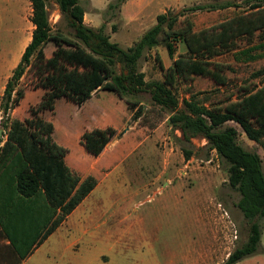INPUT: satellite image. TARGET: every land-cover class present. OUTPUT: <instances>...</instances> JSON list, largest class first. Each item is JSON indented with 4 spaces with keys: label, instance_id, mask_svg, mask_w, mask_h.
Masks as SVG:
<instances>
[{
    "label": "trees",
    "instance_id": "16d2710c",
    "mask_svg": "<svg viewBox=\"0 0 264 264\" xmlns=\"http://www.w3.org/2000/svg\"><path fill=\"white\" fill-rule=\"evenodd\" d=\"M55 1L74 35L53 28L48 0H32V39L0 100V128L6 135L0 147V225L20 259L48 239L98 186L93 175L82 178L66 164L69 150L54 140V124L42 114L54 113L60 98L81 106L102 90L113 91L125 100L132 112L131 122L141 120L143 126L155 129L149 116L156 111L161 117L167 114L169 124L185 139L202 137L207 141L210 149L228 164L229 185L240 194L237 206L250 224L247 242L232 252L225 264H237L255 254L262 236L257 220L264 219V155L241 146L239 129L229 123L239 126L264 151V80L256 88L244 87L241 98L218 105H208L201 99L205 92H190L189 98L181 100L178 88L196 76L209 77L218 86L228 85V66L215 58L235 53L244 40L251 46L244 55L250 53L253 56L249 58L254 60L264 56V0H242L241 4L225 1L199 5L180 14H159L156 24L127 49L111 41L105 23L99 28L85 23L86 10L81 0ZM125 1L116 0L109 9L120 8ZM230 8L242 11L200 31L194 30L193 21L185 15L187 11ZM181 17L183 25L179 26ZM257 40L260 43L254 46ZM179 42L186 50L176 57ZM50 43L55 49L47 58L45 49ZM162 45L173 63L166 68L157 53L155 59L163 80L148 82L139 70V62L147 52ZM257 50L263 53L255 54ZM118 64L121 72L117 71ZM30 70L36 81L34 90L43 89L45 94L37 106L29 109V117L20 120L13 112L26 95L28 85L23 79ZM253 77H264V68ZM142 92L151 94L150 108L140 106L135 99ZM121 134L113 127L94 128L81 135L80 144L89 155L97 157ZM184 152L189 158L191 153ZM28 211L42 219L44 225L36 241L26 243L10 234L8 221Z\"/></svg>",
    "mask_w": 264,
    "mask_h": 264
},
{
    "label": "rangeland",
    "instance_id": "374dc122",
    "mask_svg": "<svg viewBox=\"0 0 264 264\" xmlns=\"http://www.w3.org/2000/svg\"><path fill=\"white\" fill-rule=\"evenodd\" d=\"M91 1L81 0L86 10L85 23L96 28L105 23L111 41L124 49L153 27L159 14H180L199 5L225 1L242 3V0H126L120 8L110 10V4L116 0ZM48 10L53 28L73 36L74 29L55 0H48ZM241 11L236 8L198 10L187 11L185 15L193 21L194 30L200 31ZM32 15V0H0V100L7 80L31 42L34 30ZM132 17L138 20L129 23ZM183 20L184 17H181L179 26L183 25ZM259 43V40L255 41L254 46ZM239 47L235 53L215 58L228 66L225 71L228 85L218 86L209 77L196 76L192 82L180 85V99L189 98L190 92H205L200 98L205 99L208 105H218L241 98L246 86H259L264 77L255 78L253 74L264 68V56L259 55L254 60L249 58L253 56L250 53L244 55L243 52L251 47L245 40L240 42ZM176 48V57L186 50L181 42L176 44ZM54 49L53 43H50L46 47L47 54L52 55ZM157 53L166 68L173 63L164 45L147 52L139 62V70L145 73L148 82L163 80V72L155 59ZM254 53L261 54L263 50ZM117 71H122L120 64ZM23 82L28 85V92L16 108V113L13 112L20 120L29 117V109L37 106L45 94L43 89L34 90L36 81L32 70ZM135 99L140 106L151 107L149 92H142ZM128 111L130 109L125 100L113 91L102 90L81 106L60 98L56 101L54 113L46 111L42 116L54 124L53 138L69 149L70 162L73 159L84 160L85 154L94 159L82 149L79 141L82 132L103 127L109 121L123 131L128 128L129 122L125 118ZM104 112L113 113L114 122ZM149 119L156 124L158 131L124 164L133 167V170L129 169L133 174L127 173V179L121 180L122 186L114 184L111 191L107 186H101L86 203L100 202L106 205L108 216L124 213L130 220L137 221L130 228L128 238L119 243L112 239V242H105L102 238L105 231L111 228L83 227L82 219L74 215L38 249L29 264H106L107 261H110L109 264H225L229 255L247 242L250 224L237 206L240 194L229 185L228 164L210 149L204 138L187 140L180 131L174 130L167 114L161 117L155 111ZM137 122L143 126L141 120ZM229 125L239 129L241 146L264 155L261 146L250 141L239 126L235 123ZM153 129L146 130L151 134ZM185 150L191 153L189 158ZM144 183L148 186L144 187ZM131 188L136 192L132 194L129 191ZM111 206L112 210H109ZM120 209H123L121 214ZM257 221L262 231L261 246L240 264H264V219ZM123 229L126 232L128 228ZM112 233V236L117 235Z\"/></svg>",
    "mask_w": 264,
    "mask_h": 264
},
{
    "label": "crops",
    "instance_id": "0c3cea01",
    "mask_svg": "<svg viewBox=\"0 0 264 264\" xmlns=\"http://www.w3.org/2000/svg\"><path fill=\"white\" fill-rule=\"evenodd\" d=\"M136 20H138L137 17H132L131 20H129V23H135ZM90 27L96 28L95 26H90ZM46 56L47 58H50L52 55H49L46 52ZM99 92L100 91H97L94 95H97ZM14 112L16 113V109ZM15 113L13 114L14 117H15ZM104 115L107 116V118H109L112 122H114L113 120L115 119L113 113L108 114V112H104ZM131 117H132V112L128 111L125 117L126 122H129L128 128L124 129L123 131H121V129H118L110 121L103 127L102 126L94 127V128L113 127L119 133H122L121 137L114 138L99 156L97 157L93 156L94 159L89 158L87 154H85L84 160L73 159L72 161L69 162L68 159L70 153L69 151L65 159L66 164L82 178H86L89 175H93L98 180V186L83 201V203L79 205L73 211V213L56 229V231L59 230L62 226L66 225L71 220L72 216L75 215L76 217L82 219L83 227L95 226V227L111 228L105 231V236L102 238L105 242H109L112 239L114 240L115 243H119L121 241H124V239L128 238L130 228H133L136 225L137 221L130 220L129 218L124 216V213H122V210L124 208L120 209V214L122 213L120 216L118 214L108 216V212H106L107 211L106 205L101 204L100 202L89 203L87 205L86 203L88 199L91 197V195L103 185L107 186L110 191L113 188L114 184L116 186L121 184L120 185L121 187L123 184L121 180L127 179L125 178L127 176V173L131 172V174H133L132 171L129 170V169L133 170V167L129 168V166H125L124 164L129 162V160L134 156L135 152L139 150L143 146V144L152 137V135L157 133L158 131L157 127L153 129L154 131L151 134H149L146 130V129L149 130L147 126L141 127L139 126V122L136 123V121L134 122L129 121ZM26 118L28 117H25L24 119ZM0 121H1V111H0ZM83 133L84 132H82L79 135V141ZM3 138L5 140L6 135L5 137L3 136ZM0 142H1L0 147H2L4 142H2L1 140ZM113 145H120V146L111 149L110 146ZM82 149L85 148L82 146ZM137 171L138 170H136L135 173ZM147 186L148 183H144V187ZM133 190L134 189L132 188L129 189V191H131L132 194L136 192L135 190L134 191ZM112 191H114V189ZM109 210H112V206L109 208ZM23 214L24 215L18 214L15 218H13V220H11L10 222L8 221V231L16 240H23L26 243L36 241L38 232L42 231L44 221L42 219L37 218L35 213L33 214L30 211H28V213L23 212ZM107 217H109V219ZM125 227L128 228L126 232L123 229ZM112 228H115V230H113ZM55 232L52 233L48 237V239H46L41 245L35 246L31 254L28 255L25 259H20V256L16 253V251L11 245V240L7 238V236H5L2 226L0 225V264H29L36 256V252L38 251V249L45 242L50 240L51 237L55 234ZM112 232L117 233V235L112 236L113 234ZM85 233H87V231H85ZM90 238L92 239V236H90ZM109 262L110 261H107L106 264H109ZM237 264H240V262Z\"/></svg>",
    "mask_w": 264,
    "mask_h": 264
},
{
    "label": "water",
    "instance_id": "95a60500",
    "mask_svg": "<svg viewBox=\"0 0 264 264\" xmlns=\"http://www.w3.org/2000/svg\"><path fill=\"white\" fill-rule=\"evenodd\" d=\"M3 136H4L3 130H0V140L3 138ZM0 146H1V142H0Z\"/></svg>",
    "mask_w": 264,
    "mask_h": 264
}]
</instances>
